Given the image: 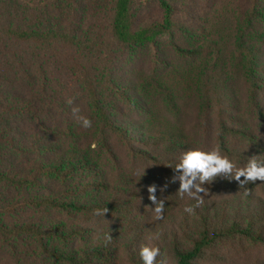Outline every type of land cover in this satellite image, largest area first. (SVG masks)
Here are the masks:
<instances>
[{"label":"trees","instance_id":"trees-1","mask_svg":"<svg viewBox=\"0 0 264 264\" xmlns=\"http://www.w3.org/2000/svg\"><path fill=\"white\" fill-rule=\"evenodd\" d=\"M263 55L264 0H0V264L264 250V182L217 176L199 207L170 182L190 149L264 160Z\"/></svg>","mask_w":264,"mask_h":264},{"label":"clouds","instance_id":"clouds-1","mask_svg":"<svg viewBox=\"0 0 264 264\" xmlns=\"http://www.w3.org/2000/svg\"><path fill=\"white\" fill-rule=\"evenodd\" d=\"M67 103L71 105L73 101L69 99ZM72 112L81 127L85 129L92 127V121L89 118L78 115L80 112L78 107L73 108ZM91 147L95 149L96 145L93 144ZM256 157L249 158L246 166L237 167L228 157L221 154L218 147L210 151H204L198 148L190 149L181 154L179 162L173 168L178 175L173 176L170 182L175 183L179 181L177 191L179 196L182 199L187 196L189 199L195 200V207H199L204 203L203 197L209 191L204 185L212 182L217 176L235 180L241 186L257 180L264 182V160H258ZM241 177L244 179L241 180ZM156 190L157 188L154 184L148 186V198L155 205L153 208L154 219L162 220L164 218L165 202L163 199H157L155 195ZM184 211L192 214L194 207L186 206ZM107 212L108 209L105 207L103 211L97 210L95 214L105 216ZM139 256L142 264H169L167 254H162L158 246L142 245Z\"/></svg>","mask_w":264,"mask_h":264},{"label":"rangeland","instance_id":"rangeland-1","mask_svg":"<svg viewBox=\"0 0 264 264\" xmlns=\"http://www.w3.org/2000/svg\"><path fill=\"white\" fill-rule=\"evenodd\" d=\"M263 59H264V55H263ZM235 88L239 92V94L242 97V99H244V97H245V88L243 87L241 82H238L236 84ZM187 115H188V121L190 123H193L194 114H193V111H191V107H190V110L188 111ZM261 258H264V250L251 251L249 253L240 255L239 257H236L234 259V261L236 263H239V264H251V263H253L256 260L261 259Z\"/></svg>","mask_w":264,"mask_h":264}]
</instances>
